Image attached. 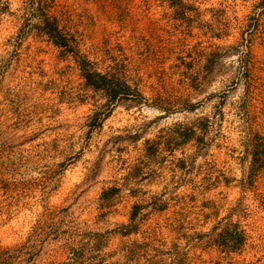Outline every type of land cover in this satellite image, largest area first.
<instances>
[{
	"label": "rangeland",
	"instance_id": "obj_1",
	"mask_svg": "<svg viewBox=\"0 0 264 264\" xmlns=\"http://www.w3.org/2000/svg\"><path fill=\"white\" fill-rule=\"evenodd\" d=\"M59 4L130 88L106 100L0 0V264H264V0Z\"/></svg>",
	"mask_w": 264,
	"mask_h": 264
},
{
	"label": "trees",
	"instance_id": "obj_2",
	"mask_svg": "<svg viewBox=\"0 0 264 264\" xmlns=\"http://www.w3.org/2000/svg\"><path fill=\"white\" fill-rule=\"evenodd\" d=\"M30 4H35V10L39 12L36 16V27L38 30L48 38L52 46L61 49L62 53L66 56L71 55L72 59L77 65L81 78L84 80L85 85L94 91L102 92L103 97L108 101L116 102L120 98L127 96L126 92L130 86L127 85L123 79V71L116 69L100 72L96 69L94 64L87 60L84 56L79 55V52L73 51L70 42L64 33V27L60 25L61 17L64 13L59 10V0H29ZM257 150L251 154L253 159L252 164L256 165L258 159ZM133 219V216L130 217ZM221 240L223 244H232L236 241L233 239L229 231L221 233Z\"/></svg>",
	"mask_w": 264,
	"mask_h": 264
}]
</instances>
